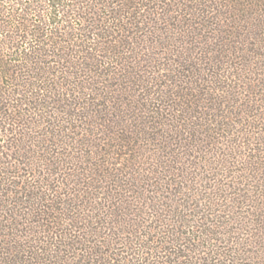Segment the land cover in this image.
<instances>
[{
  "label": "trees",
  "instance_id": "1",
  "mask_svg": "<svg viewBox=\"0 0 264 264\" xmlns=\"http://www.w3.org/2000/svg\"><path fill=\"white\" fill-rule=\"evenodd\" d=\"M257 121L264 0H0V264H264Z\"/></svg>",
  "mask_w": 264,
  "mask_h": 264
},
{
  "label": "rangeland",
  "instance_id": "2",
  "mask_svg": "<svg viewBox=\"0 0 264 264\" xmlns=\"http://www.w3.org/2000/svg\"><path fill=\"white\" fill-rule=\"evenodd\" d=\"M226 138L229 137H225V139ZM229 140L230 142L226 144H229L230 146H222L221 149L216 148L214 150H211L210 155H208V157L211 156L213 161L210 167H216V169H212V172H214V170L216 172H211L212 177L216 175V183L221 186L231 184L233 185V187H231L232 189H235V187H237V189H241L242 187L246 186L249 181L254 180L256 176L264 178V124H260V122L257 121V127L252 129V132L249 134V140H246L247 142L250 141L249 145L248 143L245 145L246 142L243 143L244 140H241V138H232ZM233 145L237 146V149H234ZM228 154L232 155L228 156ZM238 170H241L240 172L243 173H245L246 171L247 173L245 174H247L248 178H244V176L242 178L240 175L242 173H239ZM221 191L220 192L223 194V196L220 197L218 192H215L214 194H216V196L214 195L213 199L216 202H222L223 204L227 203L228 199L231 198L229 196L232 195L231 193L233 190L225 189L224 192V190L221 189ZM239 192L243 194L241 190H239ZM234 196L235 195H233L232 197ZM241 198L243 197L241 196ZM233 209L236 210V207H234ZM241 232L243 234V231ZM238 236H240V234ZM235 247L238 248L237 245ZM250 250L252 251V253H254V257H252L251 259H257L255 257L258 249L252 247V249ZM261 252L262 251H260V253ZM244 262H246V260Z\"/></svg>",
  "mask_w": 264,
  "mask_h": 264
}]
</instances>
